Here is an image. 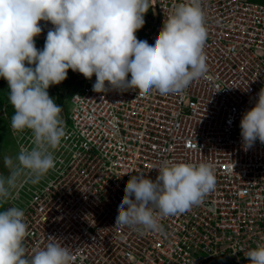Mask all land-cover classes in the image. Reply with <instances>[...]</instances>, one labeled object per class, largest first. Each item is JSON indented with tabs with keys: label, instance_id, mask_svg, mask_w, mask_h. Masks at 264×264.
<instances>
[{
	"label": "built area",
	"instance_id": "1",
	"mask_svg": "<svg viewBox=\"0 0 264 264\" xmlns=\"http://www.w3.org/2000/svg\"><path fill=\"white\" fill-rule=\"evenodd\" d=\"M183 2L150 0L137 39L154 45ZM200 3L211 80L192 81L182 95L95 93L93 75L69 96V110L60 106L66 136L53 151L54 168L37 183L22 178L4 209L24 211L28 255L51 236L72 251L74 264H250L245 253L264 245V144L244 151L240 135L243 114L264 88V4ZM13 135L18 153L33 146L30 131ZM165 160L212 164L215 190L200 206L161 218V233L115 225L127 181L138 173L155 181Z\"/></svg>",
	"mask_w": 264,
	"mask_h": 264
},
{
	"label": "clouds",
	"instance_id": "2",
	"mask_svg": "<svg viewBox=\"0 0 264 264\" xmlns=\"http://www.w3.org/2000/svg\"><path fill=\"white\" fill-rule=\"evenodd\" d=\"M149 8L150 0H0V77L7 81L8 101L15 110L11 129L30 131L33 145L21 148L15 158L3 157L7 174H0V205L22 178L37 183L54 168L53 151L66 129L63 110L47 89L63 82L69 69L85 79L95 75V93L155 89L161 95H182L192 81L212 79L200 0L177 4L163 21L154 45L135 35ZM39 21L53 25L42 50L34 41L42 32ZM257 97L240 121L244 151L257 140L264 144V88ZM156 170L155 181L143 173L127 181L115 225L161 233V218L200 206L216 187L210 163L165 160ZM24 218V211L15 206L0 211V264H74L72 251L51 236L47 240L52 242L28 255L23 245L28 234ZM245 257L250 264H264V245L247 251Z\"/></svg>",
	"mask_w": 264,
	"mask_h": 264
},
{
	"label": "rangeland",
	"instance_id": "3",
	"mask_svg": "<svg viewBox=\"0 0 264 264\" xmlns=\"http://www.w3.org/2000/svg\"><path fill=\"white\" fill-rule=\"evenodd\" d=\"M46 36H47V32H45L42 35L43 39H34L37 45L40 44L38 45L39 50L43 49ZM25 66H26V63H25ZM77 77H79L80 81L84 79V77L79 73ZM47 91H48L49 97L52 98L55 102V99H54L55 95L51 89V86H49ZM9 93H10V89L8 86L0 88V174H5V175L7 174V170L4 168L3 157L5 155H9L15 158L18 154L17 145L15 141L16 139H15V136L13 135L14 132L12 131L11 124H10L11 118L15 114V110L8 101ZM65 98L66 99L64 100V103H65L64 108L67 111L71 107V105L69 104V95H67ZM6 204L7 202L4 203L3 205H0V211H4Z\"/></svg>",
	"mask_w": 264,
	"mask_h": 264
},
{
	"label": "trees",
	"instance_id": "4",
	"mask_svg": "<svg viewBox=\"0 0 264 264\" xmlns=\"http://www.w3.org/2000/svg\"><path fill=\"white\" fill-rule=\"evenodd\" d=\"M148 13H149L148 11L145 13L144 20H145L146 16L148 15ZM145 26H146V23H144L142 28L139 29L135 33L137 38L143 36V30H144ZM35 44H36V47L38 49V45H40V44L37 45L36 41H35ZM26 66H27V62H26ZM32 67L34 68L35 65H32ZM71 72L74 74V72L71 69H69L67 71L66 79L63 82H61L60 84L50 85L51 89L55 95V97H54L55 102L54 103L58 106H64V100L66 99L65 97L67 95L70 96L72 94V92L77 87H79L81 84V81L77 80L78 77L75 74L73 75ZM5 86H8L7 81L4 78L0 77V88L5 87Z\"/></svg>",
	"mask_w": 264,
	"mask_h": 264
},
{
	"label": "bare ground",
	"instance_id": "5",
	"mask_svg": "<svg viewBox=\"0 0 264 264\" xmlns=\"http://www.w3.org/2000/svg\"><path fill=\"white\" fill-rule=\"evenodd\" d=\"M45 32H41L40 35L34 37V39H43L42 35L44 34Z\"/></svg>",
	"mask_w": 264,
	"mask_h": 264
},
{
	"label": "crops",
	"instance_id": "6",
	"mask_svg": "<svg viewBox=\"0 0 264 264\" xmlns=\"http://www.w3.org/2000/svg\"><path fill=\"white\" fill-rule=\"evenodd\" d=\"M251 1L259 2V3H263L264 4V0H251Z\"/></svg>",
	"mask_w": 264,
	"mask_h": 264
}]
</instances>
